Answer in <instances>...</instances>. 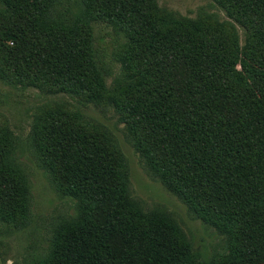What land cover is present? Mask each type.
Here are the masks:
<instances>
[{
    "label": "trees",
    "instance_id": "obj_1",
    "mask_svg": "<svg viewBox=\"0 0 264 264\" xmlns=\"http://www.w3.org/2000/svg\"><path fill=\"white\" fill-rule=\"evenodd\" d=\"M0 0V79L90 102L108 96L162 183L228 237L225 264H264V0H211L247 37L210 24L164 27L152 0ZM125 42L128 83L105 89L91 24ZM40 161L77 205L44 264H194L167 221L125 197L120 159L71 108L34 127ZM0 135V217L23 215V190Z\"/></svg>",
    "mask_w": 264,
    "mask_h": 264
},
{
    "label": "rangeland",
    "instance_id": "obj_2",
    "mask_svg": "<svg viewBox=\"0 0 264 264\" xmlns=\"http://www.w3.org/2000/svg\"><path fill=\"white\" fill-rule=\"evenodd\" d=\"M164 27L207 25L230 29L243 48L246 33L211 0H152ZM79 0L65 2L63 11L72 18L79 13ZM97 68L110 93L129 84L116 52L123 36L104 22L91 24ZM86 101L65 92H48L30 86L8 84L0 79V135L6 140L7 161L23 190V215L15 220L0 217V264H44L60 228L74 217L77 205L61 195L40 161L34 127L47 112L72 110L89 126L99 129L116 151L125 177V197L144 214L169 222L192 251L194 264H225L228 237L203 223L189 204L171 192L136 146L133 135L116 116L108 96Z\"/></svg>",
    "mask_w": 264,
    "mask_h": 264
}]
</instances>
